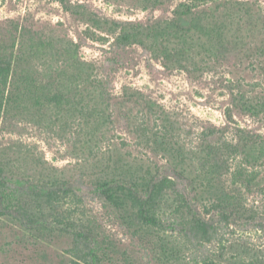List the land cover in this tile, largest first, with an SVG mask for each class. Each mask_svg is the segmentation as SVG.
<instances>
[{
    "label": "rangeland",
    "instance_id": "1",
    "mask_svg": "<svg viewBox=\"0 0 264 264\" xmlns=\"http://www.w3.org/2000/svg\"><path fill=\"white\" fill-rule=\"evenodd\" d=\"M154 1L0 0V41L17 37L25 57L34 50L29 63L37 76L53 79L54 89L69 100L59 108L29 107L0 116V162L9 177L30 186L65 178L76 192L61 189L55 212L46 208L28 226L18 216L0 213V264H70L73 237L59 221L71 230L89 229L108 248L104 264H264V165L244 190L232 186L245 215L230 224L214 217L219 233L205 243H189L177 226L132 228L95 189L98 177L120 158L134 168L167 163L165 152L151 145V131L164 133L168 148L188 160L200 132L211 125L224 128L226 139L237 126L264 135V116L236 113L229 121L225 114L232 91L264 93V0ZM181 2L194 4L201 22L207 18L223 26L225 41L237 49L220 61L208 56L201 61L195 47L186 56L187 68H166L151 50L118 44L120 26L169 19ZM199 33L190 35L195 40ZM66 49L94 68L87 74L74 70ZM226 181L231 183L230 176ZM28 191L32 195L31 187ZM166 199L165 211L172 212L173 196Z\"/></svg>",
    "mask_w": 264,
    "mask_h": 264
},
{
    "label": "trees",
    "instance_id": "2",
    "mask_svg": "<svg viewBox=\"0 0 264 264\" xmlns=\"http://www.w3.org/2000/svg\"><path fill=\"white\" fill-rule=\"evenodd\" d=\"M160 2L155 0L153 4ZM195 8L190 2H181L169 19H157L149 24L125 23L120 26L117 42L122 46L138 44L151 50L156 57L162 58L166 68H187L184 62L189 57L186 56L195 47L201 61L206 60V56L220 61L231 49H237L236 45L225 41L227 33L223 26L216 27L207 18L204 19L205 23L201 22ZM206 15L214 18L208 10ZM198 21L201 23L198 24ZM94 22L101 24L98 19ZM198 31L202 32L204 38L199 33L194 40L190 34ZM74 52V49L65 50L74 70L84 69L87 74L91 66L94 68L92 63L74 57ZM33 54L34 50L29 51L27 57L21 53L17 37L10 39L9 43L0 41V116L14 111L22 113L29 107L39 110L50 106L59 108L69 102L65 92L54 89L56 83L53 79L37 76L29 63ZM72 74L75 76L74 71ZM88 75L85 79H88ZM75 78H79V75ZM100 84L106 92L108 83L102 80ZM231 95L232 105L225 111L229 121L234 120L236 113L252 118L264 116V93L251 94L241 90L236 93L232 91ZM225 135L224 128L216 125L202 129L196 151L188 160L186 154L168 148V137L164 133L151 131L149 141L153 147L165 152L167 163L157 168H134L120 158L116 160L115 167L105 169L98 177L95 189L120 219L132 228L141 226L154 231L176 229L177 226L189 243L197 240L211 242L220 230L214 217L230 224L231 220L245 215V211L238 208V195L232 186L239 191L244 190L256 178L255 171L264 165L263 134L237 126L233 138L226 139ZM227 176H230L231 183L226 181ZM21 180L9 177L0 162V213L18 216L27 226L37 222L36 214L48 209L55 212L54 204L61 189L67 194H76L65 178L31 186ZM169 195L173 196V204L170 205L172 212L165 211L169 200L166 197L169 198ZM39 201L38 207L34 208L33 202ZM58 224L73 237L74 258L70 264H104L108 248L93 237L89 229L71 230L73 227L68 223L59 221Z\"/></svg>",
    "mask_w": 264,
    "mask_h": 264
}]
</instances>
